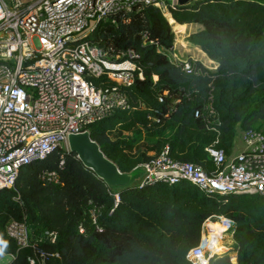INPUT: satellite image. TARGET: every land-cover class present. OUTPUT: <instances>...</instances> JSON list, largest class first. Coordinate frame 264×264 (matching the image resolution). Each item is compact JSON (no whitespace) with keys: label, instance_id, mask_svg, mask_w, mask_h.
Instances as JSON below:
<instances>
[{"label":"trees","instance_id":"obj_1","mask_svg":"<svg viewBox=\"0 0 264 264\" xmlns=\"http://www.w3.org/2000/svg\"><path fill=\"white\" fill-rule=\"evenodd\" d=\"M169 12L167 19L145 6L100 23L86 38L114 55L134 52L142 73L124 88L127 108L88 128L121 173L150 163L165 147L173 160L210 172L205 149L215 141L231 156L236 127L264 132V0H197ZM174 21L201 27L186 41L215 62V70L188 75L159 52L174 45ZM133 130L146 140L125 136ZM217 216L233 222V244L209 264H264V195L205 193L186 181L112 188L58 147L21 167L12 188L0 189V248L16 250L4 226L26 217L34 226L31 246L11 264H28L32 245L48 254L47 264H190L185 256L198 245L203 223Z\"/></svg>","mask_w":264,"mask_h":264},{"label":"built area","instance_id":"obj_2","mask_svg":"<svg viewBox=\"0 0 264 264\" xmlns=\"http://www.w3.org/2000/svg\"><path fill=\"white\" fill-rule=\"evenodd\" d=\"M174 5L177 0H0V189L12 188L21 167L44 160L56 148L70 152L69 135L88 132L89 126L127 108L124 88L142 79L132 61L137 55L127 51L121 55L128 59L119 62L121 55L86 40L100 23H115L116 16L145 6L168 18ZM175 41L171 49L159 52L182 72L204 76V68L216 69L184 57ZM101 78L110 84L97 86L95 80ZM241 143L243 150L234 156L217 149V141L206 148L213 163L210 172L173 160L165 147L140 166L145 176L139 184L186 181L205 193L264 195V132L244 130ZM30 226L26 217L5 224L4 235L16 247L14 252L0 248V258L8 256V264L20 249L31 246ZM232 227L233 222L223 216L207 219L186 260L209 264L212 257L223 254L220 241L227 232L232 238ZM48 238L55 243L56 233H48ZM47 258L44 250L32 245L26 261L47 264Z\"/></svg>","mask_w":264,"mask_h":264},{"label":"water","instance_id":"obj_3","mask_svg":"<svg viewBox=\"0 0 264 264\" xmlns=\"http://www.w3.org/2000/svg\"><path fill=\"white\" fill-rule=\"evenodd\" d=\"M197 0H177L178 6H186ZM69 151L74 153L85 169L112 188H122L130 184L131 173H121L118 167L102 152L99 145L90 138L88 132L72 134L68 137ZM33 231L34 226H30Z\"/></svg>","mask_w":264,"mask_h":264},{"label":"crops","instance_id":"obj_4","mask_svg":"<svg viewBox=\"0 0 264 264\" xmlns=\"http://www.w3.org/2000/svg\"><path fill=\"white\" fill-rule=\"evenodd\" d=\"M170 25L173 27L175 37H179V36L184 35V36H182L184 39L187 38L191 33L196 32L201 28L197 24L180 25V24H177L175 21H174L173 25L172 24H170ZM175 26L177 27L176 29H174ZM175 44H176L177 51H179V53L182 54L184 57L195 58L200 62V64H202V66L207 67V68H216L217 67V64L215 62L208 59L207 56L197 46L191 45L190 43H188L186 41V39L184 42H181V43L179 40H176ZM179 44H180V48L178 49ZM238 132H239V137H240V141H241V135H242L243 130H241L240 127H236L235 137H236V134ZM241 151H236V149H235V138H234V144H233L231 156H234ZM232 242H233V239H232ZM232 262L233 263L235 262L234 257L232 258Z\"/></svg>","mask_w":264,"mask_h":264},{"label":"rangeland","instance_id":"obj_5","mask_svg":"<svg viewBox=\"0 0 264 264\" xmlns=\"http://www.w3.org/2000/svg\"><path fill=\"white\" fill-rule=\"evenodd\" d=\"M167 18V17H166ZM168 19V18H167ZM170 24V23H169ZM177 28V27H176ZM175 28V29H176ZM184 36V35H182ZM182 36H179V37H175L176 40H179L180 43L181 42H184L185 39L182 37ZM180 48V44L178 45V49ZM179 52V51H178ZM125 136L129 139L131 138H136L138 141L140 142H143L146 140V138L144 136H140L139 134L136 133V131H130V132H127L125 133ZM244 148V146L242 145L241 141H240V137H239V132L236 134V137H235V149L236 151H241L242 149ZM135 173L132 175V179H131V182L130 183H139L141 178L145 176V172L144 170L138 168L136 171H134ZM215 221V220H214ZM215 223V222H214ZM222 242V245L224 247V253L227 252L233 242H232V238L230 237V233H226V235L223 236V238L221 239L220 241V244ZM10 262V258L8 256H4L2 258H0V264H8Z\"/></svg>","mask_w":264,"mask_h":264},{"label":"bare ground","instance_id":"obj_6","mask_svg":"<svg viewBox=\"0 0 264 264\" xmlns=\"http://www.w3.org/2000/svg\"><path fill=\"white\" fill-rule=\"evenodd\" d=\"M168 18H169V16H168Z\"/></svg>","mask_w":264,"mask_h":264}]
</instances>
